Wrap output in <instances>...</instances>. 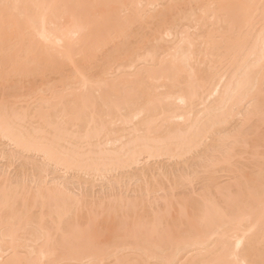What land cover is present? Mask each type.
I'll return each mask as SVG.
<instances>
[{
  "label": "bare ground",
  "instance_id": "bare-ground-1",
  "mask_svg": "<svg viewBox=\"0 0 264 264\" xmlns=\"http://www.w3.org/2000/svg\"><path fill=\"white\" fill-rule=\"evenodd\" d=\"M0 164V264H264V0H0Z\"/></svg>",
  "mask_w": 264,
  "mask_h": 264
},
{
  "label": "rangeland",
  "instance_id": "rangeland-1",
  "mask_svg": "<svg viewBox=\"0 0 264 264\" xmlns=\"http://www.w3.org/2000/svg\"><path fill=\"white\" fill-rule=\"evenodd\" d=\"M6 149H7V150H10V149H8V148H6ZM7 152H8V151H7ZM11 152H12V151H11ZM11 152H8V154L11 153ZM12 153H13V152H12ZM199 154H204V153H200V152H199ZM205 154L208 155L209 152L206 151ZM197 155H198V154H195V155L191 156L190 158H188V160H187V164L185 163V165H184V162L180 163L181 161H180V162H177V164H175V163H176L175 161H174V162L172 161V163H170L171 161H170V162H167L166 160H165V162H164V161H163V162L160 161L162 164H159V165H161V166L163 167V163H164V167H166V168L168 167L170 171H173V172H174V173L172 172V174H174V175H175V174H176V175L178 174L177 176L179 177V174H181V172H182V174L185 175V174H188V172H190V171L193 172L194 168L197 169V168H196V165H199L198 162L201 160V159L199 160V158H198L199 155H198V156H197ZM200 156H201V155H200ZM192 157H194V158H192ZM196 157H197V158H196ZM202 158H203V157H202ZM193 159H194V160H193ZM27 160H28V159H27ZM27 160H24V161H27ZM192 160H193V161H192ZM197 160H198V162H197ZM24 161H23V163L25 164ZM20 162H22V161H20ZM160 162H159V163H160ZM185 162H186V161H185ZM200 162H201V161H200ZM200 162H199V163H200ZM17 163H18V162H17ZM173 163H174V164H173ZM18 164H19V163H18ZM143 164H144V163H143ZM166 164H168V165H166ZM170 164H172V165H170ZM192 164H193V165H192ZM165 165H166V166H165ZM0 166H2V164H0ZM28 166H29V165H28ZM188 166H189V167H188ZM192 166H193L194 168H193ZM176 167H177V168H176ZM178 167H179V168H178ZM0 168H1V167H0ZM168 168H167V169H168ZM186 169H187V170H186ZM190 169H191V170H190ZM181 170H183V171H181ZM180 171H181V172H180ZM177 172H178V173H177ZM185 172H186V173H185ZM190 174H192V173H189V175H190ZM174 175H172V176H174ZM176 175H175V176H176ZM178 177H177V178H178ZM68 179H69V180H68ZM72 179H74V178H72ZM66 181H69V182H70V183H69V182L66 183V184H69V188H70L71 185L74 186V182H73V184H71V181H73V180H71L70 177H69V178H66ZM70 184H71V185H70ZM106 184H107V183H106ZM106 184H105V185H106ZM197 184H198V185L195 184L196 186H194V187H195V190H197L198 188L201 187V185H200L199 183H197ZM100 185H101V184H99L98 186L95 185L94 187L92 186L93 188H90V187L87 188L86 186H84V187H83V186H82V187H78V188H77V189H79L78 191H77V189H76L75 186H74V187L71 186V187H72L73 190H75L74 192L77 191L78 193H79V191H80V192L83 191L84 193H85V192L91 193V190H92V194H94V193H95V194H99V193L102 194V192L104 193V190H105V192H106L107 189L109 190V187H110V186H108V185L105 186L104 184H102V185H101L102 188H101ZM104 186H105V187H104ZM107 186H108V187H107ZM185 187H186V186H185ZM194 187H193V188H194ZM197 187H198V188H197ZM74 188H75V189H74ZM80 188H81V189H80ZM103 188H105V189H103ZM106 188H107V189H106ZM187 188H188V189H187ZM70 189H71V188H70ZM84 189H85V190H84ZM101 189H102V190H101ZM181 189H182V190H181ZM186 189H187V190H186ZM73 190H72V191H73ZM95 191H96V192H95ZM100 191H101V192H100ZM190 191H191L190 186H187L186 188L181 187L179 190H177V193L179 192V194H184V193L187 194L188 192L190 193Z\"/></svg>",
  "mask_w": 264,
  "mask_h": 264
}]
</instances>
